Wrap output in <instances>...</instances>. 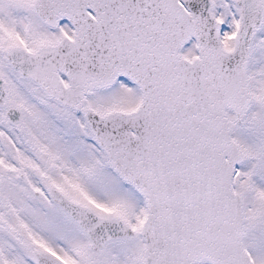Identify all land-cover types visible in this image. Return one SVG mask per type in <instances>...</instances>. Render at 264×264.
Masks as SVG:
<instances>
[{
  "label": "snow or ice",
  "instance_id": "obj_1",
  "mask_svg": "<svg viewBox=\"0 0 264 264\" xmlns=\"http://www.w3.org/2000/svg\"><path fill=\"white\" fill-rule=\"evenodd\" d=\"M0 264H264V0H0Z\"/></svg>",
  "mask_w": 264,
  "mask_h": 264
}]
</instances>
